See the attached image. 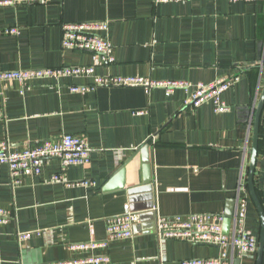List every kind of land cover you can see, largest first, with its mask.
<instances>
[{
    "label": "crops",
    "instance_id": "crops-1",
    "mask_svg": "<svg viewBox=\"0 0 264 264\" xmlns=\"http://www.w3.org/2000/svg\"><path fill=\"white\" fill-rule=\"evenodd\" d=\"M1 1V0H0ZM66 22H106L104 34L114 60L94 53L63 50ZM16 29V33L5 32ZM264 0H50L47 4L0 5V72L17 69L94 66L96 75H129L152 80L210 83L236 76L221 93L228 105L185 104L193 93L163 88L90 86L91 75L39 79L22 88L0 84V140L20 150L63 134L86 138V166L61 167L44 160L36 176L12 181L0 164V206L11 212L0 223V264H40L84 255L69 244L103 241L108 217L139 214L132 236L108 242V264H181L214 258L219 248L176 238L159 239L158 215L222 213L237 190L248 197L246 226L257 239L259 213L249 196L247 172L254 109L264 86ZM149 145L151 180L144 181L141 147ZM124 167V184L106 189ZM54 175L61 180H53ZM88 180V185H67ZM264 209V108L254 171ZM236 201V200H235ZM236 205V204H235ZM225 216V215H224ZM32 233L18 240L20 233ZM257 252V251H256ZM241 256L240 264H255ZM264 264V256H263Z\"/></svg>",
    "mask_w": 264,
    "mask_h": 264
},
{
    "label": "built area",
    "instance_id": "built-area-1",
    "mask_svg": "<svg viewBox=\"0 0 264 264\" xmlns=\"http://www.w3.org/2000/svg\"><path fill=\"white\" fill-rule=\"evenodd\" d=\"M160 2H178L182 0H153ZM235 2L238 0H229ZM257 2L259 0H243ZM50 0H1L0 5L17 6L22 4H47ZM107 29L106 22H66L61 26V47L63 50H83L98 56L100 62H112L113 47L109 39L102 33ZM5 32L16 33L17 30L7 29ZM91 75L93 81L90 86L71 85L70 91L83 92L97 86L107 87H142L163 88L168 93L176 89L193 93L186 100L189 107H198L205 102H212L214 111L223 112L228 105L221 99V93L232 86L236 76L222 77L210 83H191L183 80H152L140 76L129 75H96L94 66H62L41 69H17L0 72V84L3 81L16 82L22 88L25 84L39 79L74 77ZM91 147L85 137L76 134H63L58 139H43L32 146L20 150L12 149L7 141L0 140V164L8 167L12 181L18 182L22 176L39 175L44 160L50 157L59 158L62 169L69 165L86 166L90 161ZM53 180H61V176L54 175ZM88 180L67 183V185H88ZM235 210L231 218L230 230L223 232L222 213H195L188 215H173L156 217L155 231L159 239L176 238L186 240L192 244H210L219 248V255L214 258H189L181 264H233L235 257L254 256L257 251V239L246 226L248 197L245 189L237 190L235 196ZM11 217V212L0 206V223H5ZM139 219L136 212H126L108 217L106 220L107 238L103 241H88L69 244L68 249L83 253L70 259L50 261L40 264H108L107 254H94L97 248L105 249L109 241L125 239L132 236L133 226ZM30 233H20L18 240L31 236Z\"/></svg>",
    "mask_w": 264,
    "mask_h": 264
},
{
    "label": "water",
    "instance_id": "water-1",
    "mask_svg": "<svg viewBox=\"0 0 264 264\" xmlns=\"http://www.w3.org/2000/svg\"><path fill=\"white\" fill-rule=\"evenodd\" d=\"M263 41L258 42V51H257V59L263 60ZM264 108V86L261 90L259 98L257 100L256 107L254 109V118L251 132V143H250V157L248 164V172H247V186L249 196L252 199L260 218V231L258 236V247L255 257V264H263V256H264V209L261 204V201L256 193L255 185H254V171L256 166L257 154H258V142L260 137V117ZM141 162H142V171L144 173V181L149 182L152 178L151 176V167L149 164V145L146 143L143 147H141ZM124 167H120L116 173L110 178L106 185V189L120 187L124 184ZM235 210V198L230 199L229 207L226 209L224 215V221L222 224L223 232L227 234L230 230L231 226V218L233 216ZM134 227V226H133ZM233 264H240V259L236 258L233 260Z\"/></svg>",
    "mask_w": 264,
    "mask_h": 264
},
{
    "label": "trees",
    "instance_id": "trees-1",
    "mask_svg": "<svg viewBox=\"0 0 264 264\" xmlns=\"http://www.w3.org/2000/svg\"><path fill=\"white\" fill-rule=\"evenodd\" d=\"M255 185V184H254Z\"/></svg>",
    "mask_w": 264,
    "mask_h": 264
}]
</instances>
